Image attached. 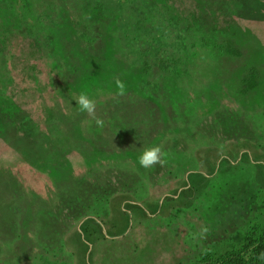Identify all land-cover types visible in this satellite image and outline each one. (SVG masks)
Segmentation results:
<instances>
[{"label": "rangeland", "instance_id": "374dc122", "mask_svg": "<svg viewBox=\"0 0 264 264\" xmlns=\"http://www.w3.org/2000/svg\"><path fill=\"white\" fill-rule=\"evenodd\" d=\"M263 225L264 0H0V264H210Z\"/></svg>", "mask_w": 264, "mask_h": 264}, {"label": "trees", "instance_id": "16d2710c", "mask_svg": "<svg viewBox=\"0 0 264 264\" xmlns=\"http://www.w3.org/2000/svg\"><path fill=\"white\" fill-rule=\"evenodd\" d=\"M191 19L196 20L197 18L196 16H194ZM219 47H221L222 51L225 53L228 52L230 48L228 47V45H226L225 41L219 44ZM195 63L197 62L195 61ZM256 234L257 233L254 231L251 233V236L250 234L248 235L246 239V243L244 244L246 250H248L246 254L235 251L226 252L218 256L216 262H212V263L213 264H264V225L260 228L258 234L257 235Z\"/></svg>", "mask_w": 264, "mask_h": 264}, {"label": "clouds", "instance_id": "9594fccd", "mask_svg": "<svg viewBox=\"0 0 264 264\" xmlns=\"http://www.w3.org/2000/svg\"><path fill=\"white\" fill-rule=\"evenodd\" d=\"M120 94H123L124 86L119 85ZM76 106L81 113H85L88 117L91 118V121H94L95 125L99 128L104 127V121L96 116V102L91 99L86 93L79 94L75 99ZM164 153L159 146H153L146 148L138 157V163L143 168H153L156 165L163 166L165 163Z\"/></svg>", "mask_w": 264, "mask_h": 264}]
</instances>
